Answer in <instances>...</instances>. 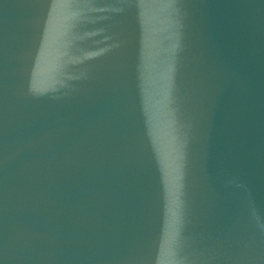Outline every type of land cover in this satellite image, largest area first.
I'll return each mask as SVG.
<instances>
[{"label": "water", "instance_id": "95a60500", "mask_svg": "<svg viewBox=\"0 0 264 264\" xmlns=\"http://www.w3.org/2000/svg\"><path fill=\"white\" fill-rule=\"evenodd\" d=\"M264 0H0V264H264Z\"/></svg>", "mask_w": 264, "mask_h": 264}, {"label": "clouds", "instance_id": "9594fccd", "mask_svg": "<svg viewBox=\"0 0 264 264\" xmlns=\"http://www.w3.org/2000/svg\"><path fill=\"white\" fill-rule=\"evenodd\" d=\"M259 226L262 230H264V223H261Z\"/></svg>", "mask_w": 264, "mask_h": 264}]
</instances>
